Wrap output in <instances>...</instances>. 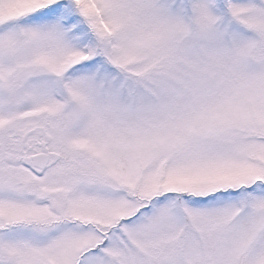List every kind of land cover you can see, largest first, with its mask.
Masks as SVG:
<instances>
[{"label": "snow or ice", "instance_id": "6c2138e0", "mask_svg": "<svg viewBox=\"0 0 264 264\" xmlns=\"http://www.w3.org/2000/svg\"><path fill=\"white\" fill-rule=\"evenodd\" d=\"M0 264H264V0H0Z\"/></svg>", "mask_w": 264, "mask_h": 264}]
</instances>
